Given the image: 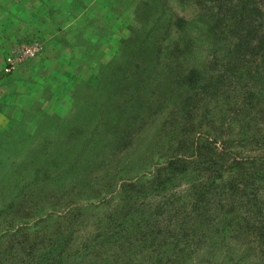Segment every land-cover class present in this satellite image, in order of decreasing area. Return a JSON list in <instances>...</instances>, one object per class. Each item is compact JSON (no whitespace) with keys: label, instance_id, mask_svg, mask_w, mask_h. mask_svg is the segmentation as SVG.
<instances>
[{"label":"rangeland","instance_id":"374dc122","mask_svg":"<svg viewBox=\"0 0 264 264\" xmlns=\"http://www.w3.org/2000/svg\"><path fill=\"white\" fill-rule=\"evenodd\" d=\"M88 5L0 0V264H264V0Z\"/></svg>","mask_w":264,"mask_h":264},{"label":"trees","instance_id":"16d2710c","mask_svg":"<svg viewBox=\"0 0 264 264\" xmlns=\"http://www.w3.org/2000/svg\"><path fill=\"white\" fill-rule=\"evenodd\" d=\"M240 13V11L238 10H235V13H234V17L236 20H237V15ZM182 21L183 20H178V25L177 27L178 28H182L184 26V24H182ZM241 40H238V44L235 45V47H241L240 45V42ZM263 44H264V41H263ZM206 145V148H209L208 146L210 145V142H206V144L203 145V147ZM207 155V154H206ZM205 155V156H206ZM191 162H188V165L190 164ZM253 165L250 167L251 168V175H250V178L253 180V182H257L256 180L258 181H262L264 183V170H260L259 168L262 166V163L261 161H258V162H252ZM187 158H173V159H169V161L167 162L166 166L163 167L169 171H171L172 173H176V172H183L186 170L187 166ZM217 177L216 176H213V175H209L207 180H202L200 181V185L195 188L194 192H198L200 191V198H196L195 200L197 202L199 201H203V196H205L212 188L213 185H215L216 183V179ZM134 187V183H127L122 191V194L124 197H129L130 195H132L131 191H132V188ZM264 198V197H262ZM253 200V206L255 208H257V210L259 212L262 213V210H261V207H262V204L264 203V199L262 201V199H260L259 197V205H255L256 204V198H252ZM249 201H251V197L249 198ZM257 214H260V213H257ZM259 216H261V220L264 222V212L263 214H260ZM44 264H54L53 261H50L48 262L47 260L44 261Z\"/></svg>","mask_w":264,"mask_h":264},{"label":"crops","instance_id":"0c3cea01","mask_svg":"<svg viewBox=\"0 0 264 264\" xmlns=\"http://www.w3.org/2000/svg\"><path fill=\"white\" fill-rule=\"evenodd\" d=\"M90 0H64V2H65V5H66V9H68L69 11L72 9V10H74V8H78V10H76L77 11V13H76V11L74 10L73 12H70L69 14H68V17L66 18L65 17V15H63L62 17L64 18V19H62V18H59V16H57V18L55 19L56 21H55V23H57V24H59V25H61L60 23H63V25H64V27H68V29L70 28V26H73V25H75L84 15H85V17L86 18H90V17H88V9H89V5H88V2H89ZM87 4L88 5V8H87V5H83V4ZM16 5V4H15ZM34 10H36L35 11V13H37L38 11H37V9H34ZM68 11V12H69ZM39 13H37V15H38ZM46 21H47V19H45L44 18V15H39L38 17H37V19H36V22L35 23H33L34 24V28L33 29H35V31H36V33L39 31V30H43L42 28H41V26H45L46 25ZM22 22V21H21ZM23 26H25V28L27 27V28H29V26L27 25V22L26 23H23L22 22V29H20V32L17 34V35H20V34H22V33H24V27ZM18 29H19V27H18ZM49 29H51V26H50V28ZM14 36H16L15 34L14 35H12V37H14ZM11 37V36H10ZM44 38H46V39H44V41L46 42V43H48V41L49 40H51V38L50 37H44ZM42 41V40H41ZM43 42V41H42ZM44 42V43H45ZM14 45L15 44H13L12 46H11V48L9 49L10 51L13 49V47H14ZM5 57V56H4ZM4 59V58H3ZM3 62V61H2ZM26 62H28V60L26 61ZM23 64V63H22ZM22 64H20V65H22ZM19 66H17L14 70H12L11 72H9V73H6L4 70H3V65H2V67H1V69H0V71L2 70V72H3V74H14L16 71L15 70H17V68H18ZM29 69H30V67H29ZM28 72H29V70H27Z\"/></svg>","mask_w":264,"mask_h":264},{"label":"built area","instance_id":"2783aa9c","mask_svg":"<svg viewBox=\"0 0 264 264\" xmlns=\"http://www.w3.org/2000/svg\"><path fill=\"white\" fill-rule=\"evenodd\" d=\"M42 49L38 40H31L14 45L13 49L7 53L3 59V70L6 73L11 72L17 66L36 57Z\"/></svg>","mask_w":264,"mask_h":264}]
</instances>
